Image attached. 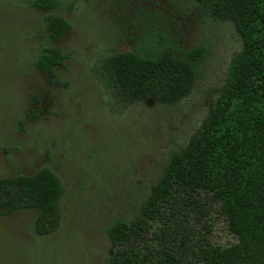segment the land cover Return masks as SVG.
Instances as JSON below:
<instances>
[{
  "label": "rangeland",
  "instance_id": "374dc122",
  "mask_svg": "<svg viewBox=\"0 0 264 264\" xmlns=\"http://www.w3.org/2000/svg\"><path fill=\"white\" fill-rule=\"evenodd\" d=\"M30 1L0 0V178L47 168L64 191L51 235H34L30 212L0 217V264H109L108 225L137 215L170 151L205 116L241 40L188 0H60L50 12ZM47 14L70 25L52 44L40 36ZM163 42L178 57L206 49L192 94L176 105L128 104L98 75L105 56ZM48 45L67 54L60 84L32 64ZM206 211L209 239L234 243L216 207Z\"/></svg>",
  "mask_w": 264,
  "mask_h": 264
},
{
  "label": "trees",
  "instance_id": "16d2710c",
  "mask_svg": "<svg viewBox=\"0 0 264 264\" xmlns=\"http://www.w3.org/2000/svg\"><path fill=\"white\" fill-rule=\"evenodd\" d=\"M188 1L211 20L230 23L241 46L199 126L182 150L170 151L137 215L108 225L106 236L115 247L109 264H264V0ZM28 6L50 12L60 0ZM69 28L63 17L47 14L40 36L52 44ZM205 53L203 45L182 57L168 42L145 45L105 56L98 75L123 102L173 106L192 94ZM66 59L48 45L32 64L56 85V67ZM63 191L47 168L0 178V217L30 212L34 235H51L60 224ZM211 206L234 243L209 239Z\"/></svg>",
  "mask_w": 264,
  "mask_h": 264
}]
</instances>
